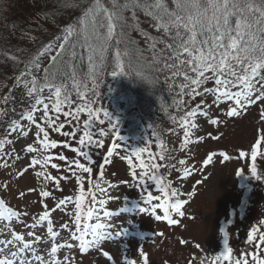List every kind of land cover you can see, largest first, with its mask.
Masks as SVG:
<instances>
[{"label":"rangeland","instance_id":"1","mask_svg":"<svg viewBox=\"0 0 264 264\" xmlns=\"http://www.w3.org/2000/svg\"><path fill=\"white\" fill-rule=\"evenodd\" d=\"M58 1H62V10H60L61 7L56 8L51 3L48 4L46 0H0V13L6 15L8 20L14 22V26L16 25L22 32L29 30L30 23H35L36 26L31 28L36 30V34H41L40 41L43 44L48 39L50 42V38L54 36L55 39L62 40V37L56 34L59 26L64 27L67 23H71L76 27L81 17L77 16L81 11L78 12V7L73 5L76 0H73L70 5L67 3L71 0ZM148 2L151 3L154 0H148ZM164 2L167 6L171 3L169 0H164ZM118 3L122 4L121 1ZM103 5L105 6V3ZM49 7H55L56 12ZM83 9L85 12L84 6ZM126 12L125 21L133 27L125 28L124 31L131 40L137 42L138 47L145 49L147 46L143 32L163 39V31L155 27V22L151 17L146 16L145 13H136L137 19L133 21L132 11ZM75 16L79 19L71 22L70 20ZM100 19L103 20V13ZM8 33H11V30L7 29L6 21L0 19V34L7 37ZM174 34L175 29L172 30V35ZM40 44L37 43L33 49L40 50L42 48ZM159 46L157 47L163 48L162 44ZM54 54L53 50L41 56V67L50 63L51 56ZM138 73L150 80V76L146 75L143 68ZM253 83L259 90L253 93L254 99L255 96L260 95V92H264V80L257 78ZM166 87L169 91L172 90L169 85L164 86L165 90ZM204 87L215 88L214 80H208L197 89L199 95H180L185 112L183 111L180 115L179 121L171 116V123L176 121L177 126L163 138L162 144L166 151V158L164 161H159L158 158L155 161L165 164L166 170L171 169L174 174L177 173V177L172 175L174 177L169 183V191L171 192V187H175L179 193L178 198L187 201L182 208L184 216H178L176 229H166L167 222L164 220L162 221L165 223H163L165 228L161 222L155 223L151 205L144 203V197L148 192L156 196L162 195L155 184L148 188L140 184L141 169L136 170L135 179L128 173L131 169L126 159L127 151L133 152L140 146L136 140L126 141L123 136L117 135L116 147L112 155L108 157L109 163L105 165L104 158L108 148L111 147L109 145L110 135L106 130V134L100 139L104 141L103 147L82 148L83 151H88L93 159V163L89 165L82 156L72 151L73 148H81V146L76 139L72 141L70 136L63 135V132H69L67 128L59 133L54 128H48L41 105L40 110L34 114L35 123L23 121L22 127L28 135L24 137L20 133H12L5 139L11 143H5L0 149V199L5 201L6 206L25 214L19 220L0 221V229H3L0 239H11V233L15 232L23 235L26 240H34V236H27V233L32 231L35 235L41 236V241L34 243L33 247L37 249V254L44 256L45 259L53 258L48 255L52 244H70V248L64 247L58 250L54 257L61 261V264H124L126 259L134 261L135 264H143L141 253L148 256L149 264H202V262L211 264L212 258L222 252L221 245L224 241L222 235L226 228L229 234V247L233 250L234 258L256 252L259 234H255L257 238L252 243L248 242L247 234L253 227L264 231V224L260 223L264 221V118L261 115L264 113V98L255 104L247 105L239 110L238 115L230 117L227 112L235 107L234 102L218 101L215 93L203 92ZM23 90V85L16 88L19 92ZM200 99L202 101L199 102ZM188 103L191 104L187 106ZM192 109H196L197 114L189 118L187 127L190 133L189 143L185 144V127L181 118ZM204 111L207 112L206 116L203 115ZM49 115L56 120V126L63 123V119L56 113L50 111ZM212 119L217 120L218 123L211 124ZM192 123L196 124L195 128L191 127ZM36 124L45 128L49 134V140H56L55 149L45 148L42 145L43 133L39 132ZM133 124L139 125V121ZM73 128H70L71 132ZM99 137L94 136L93 138L98 140ZM258 138L261 139L258 147L261 155L257 156L255 166L261 179L254 177L256 181L252 190L251 146ZM65 144L69 147L66 148ZM29 146L36 151L29 153L27 151ZM240 151H245L247 155L241 158ZM221 152L228 154L229 159L224 160L220 156ZM209 153H215V155L208 165H204L203 161ZM60 155H64L66 160H59ZM47 157L52 159L46 166L31 163L33 159L44 160ZM77 160L85 166L92 167L93 172L88 174L75 168ZM181 160L185 163L181 164ZM52 163H56L58 167L51 168ZM101 165H103L104 172L102 179L99 176ZM186 169L189 173L187 176L184 174ZM238 171L239 174H237ZM39 172H44L45 176L55 177L59 183L37 175ZM77 177L83 178L84 210L86 211L91 206L100 207L98 202L93 205L89 193L91 187L96 194L97 201L104 199L106 201L105 210L115 214L103 222L111 225L108 230L113 235L119 233L113 240L104 241L99 246L91 247L84 252L80 251L79 242L72 239V233L75 231V200L81 192V184L77 183ZM146 178L148 177L144 180ZM89 180H91V185ZM97 182L105 189L104 192L95 188ZM43 191H48L50 195L42 197ZM191 195L194 197L190 201ZM68 197L72 198L70 203L56 207L59 200ZM152 203H159V201ZM141 208H146L147 211L142 212ZM45 211L49 212L53 230L59 234L55 239L47 232L46 221L35 229L30 227ZM157 214L160 215L158 212ZM100 215L102 216V212ZM63 225H68V227L64 228ZM146 231H152V236L147 235ZM14 250L11 246L7 249L8 252ZM104 251L109 252L113 259L108 260L104 257L102 255ZM65 256L69 258L67 261L64 260ZM29 257L32 258L31 253ZM249 261H251L250 256Z\"/></svg>","mask_w":264,"mask_h":264},{"label":"snow or ice","instance_id":"2","mask_svg":"<svg viewBox=\"0 0 264 264\" xmlns=\"http://www.w3.org/2000/svg\"><path fill=\"white\" fill-rule=\"evenodd\" d=\"M175 10H169V7L164 0H154L149 3L148 0H127L126 3L119 4L117 0H111V9L104 7L101 0H94V3L87 8L83 16L79 20V28L69 25L62 36V42L59 43L58 49L55 54L51 56V62L47 67L43 68V76L38 77L34 74L40 72L41 63L40 57L45 53L53 50L52 43L45 44L36 55L24 64V69L20 71L19 75L15 77L18 85L22 84L26 90L29 98H34V103L31 105L30 111L22 115L21 119L35 123L34 114L40 110L39 106H43L44 117L47 120L48 128H54L56 132H61L65 128L64 123H59L56 126V120L53 119L49 112H54L59 116L62 114L64 117H70L72 120L79 121L81 114L87 115L83 121V135L79 137V145L81 148H73L72 151L82 156L89 165L93 163V159L88 151H83L82 148L87 146H104L103 140H96L93 138V122L98 120L100 125L105 123V119L111 121V117L107 111L103 112L104 119H100V109H94V100L87 98L89 89L87 84L80 78V71L83 61L87 59V72H85L84 79H91L93 87L97 85L98 77L103 73L105 68L106 59L112 47L116 48L115 62L116 67L123 71L124 62L127 60L129 63L132 61L141 62V66L145 72L151 76L155 73H170L169 78H183V82L179 85V95H199L197 91L208 80L213 79L215 88L204 87L203 92L215 93L217 100H227L234 102L235 107L228 110V116H235L239 114V110L249 104H255L258 100L264 98V92L255 96L253 93L259 91L253 81L257 78L264 80V0H173ZM132 10L133 21L136 20V11L143 10L146 16L152 18L155 22V27L162 30L163 33L170 37L171 42L168 43L160 37L150 36L147 32H143L147 47L142 49L137 46L135 40H131L125 28L133 27L128 24L124 18V11ZM103 13V20L100 15ZM183 13V14H182ZM106 21V24L104 23ZM106 27V32L102 33L101 28ZM175 29V34L172 35V30ZM183 29V32H181ZM164 45L163 48L157 45ZM123 45V49H121ZM146 53L150 55H146ZM6 55V53H5ZM17 61L16 56L10 58ZM18 62V61H17ZM211 74V75H209ZM113 76L117 73L114 71ZM141 75V73H137ZM30 77V78H26ZM71 80V87L75 89L76 95L81 103L76 104L73 109V101L70 99L67 81ZM239 89V90H234ZM48 90L49 96H44L43 93ZM98 95V94H96ZM54 97V101H53ZM9 98L5 97L0 103H6ZM48 102H45V101ZM183 104L182 100L177 101L179 108ZM70 110H64L65 107ZM200 107V106H198ZM5 110L0 108V119L5 115ZM197 114L196 109L187 111L186 115L182 117L184 131V143H189L188 137L190 135L187 127L189 125V118ZM203 115H207L204 111ZM264 118V113L261 114ZM11 123V131L13 133H20L26 137L28 132L25 131L20 121L13 120ZM211 124L218 123L217 120L212 119ZM40 133H43L42 145L45 148L55 149L57 147L56 140H49V134L40 124H36ZM192 128L196 127L195 123L191 124ZM77 134V129L74 128L72 132H63L65 137ZM155 134V133H154ZM99 136H104L105 132L101 128L98 133ZM5 143L11 141L0 140V149ZM261 144V139H257L251 146V158L253 165L250 168L251 174L256 179L260 180L261 176L257 174L255 161L258 155V147ZM66 148L69 145H64ZM160 148V152L153 154L147 148H139L133 150L130 157H126L131 175L133 179L136 178V169H141L140 184L145 182L144 178L148 177L151 181L155 182L161 196L153 195L148 192L144 197V203L151 205L152 215L155 216L157 221H167L169 225L178 223L173 218L172 213H176L183 217L184 212L182 208L186 205L187 201L179 199L178 190L171 187L169 193V184L163 182V178L159 175L161 165L156 161L157 157L160 161L165 160V148L162 143L156 145ZM116 147L114 144L108 148L107 155L104 158V164H108L113 149ZM27 151L33 153L36 149L31 146ZM148 153V160L143 158L144 153ZM215 153H209L207 158L203 161L204 165H208ZM247 153L240 151L239 156L245 157ZM220 156L224 160H228V154L221 152ZM132 157H135L136 163H133ZM51 157L44 160L33 159V165L46 166ZM59 160L65 161L64 155L59 156ZM181 164L185 162L180 161ZM56 163L51 164V168L56 169ZM75 168L82 170L84 173L91 174L93 168L85 166L79 160L75 162ZM99 173L100 179L103 178V165L100 166ZM151 172V175L149 173ZM75 174V173H74ZM187 176L188 170H185ZM239 174V171L237 172ZM37 175L45 176L44 172H39ZM46 179L56 180L55 177L45 176ZM82 177H77V183L81 184L80 195L75 200V231L72 233V239L79 242L81 252L88 248L97 247L102 242L113 240L118 236V232L113 235L108 229L111 225L103 222L106 218L114 216V212L105 210L106 201L99 199L92 188H89V193L93 205L97 202L99 208L95 206L88 207L85 211L84 192L82 187ZM57 184L59 183L56 180ZM91 185V180H89ZM95 188L100 192L105 189L97 182ZM50 193L43 191L42 197H48ZM72 201L71 197L59 200L56 205L57 208L64 206ZM153 201L159 203L153 204ZM142 212L147 211L146 208L140 209ZM157 210L162 212V215L157 214ZM102 212V216L100 213ZM25 215L24 213L15 211L13 208L6 206L5 201L0 199V221H12ZM47 222V232L55 239L59 234L53 230L52 221L49 219V212L45 211L39 218L30 225L35 229L43 222ZM94 221V222H92ZM264 224V221L260 222ZM67 228L68 225H63ZM3 229H0L2 234ZM258 235L259 242L256 245L257 251L234 258L232 255V248L228 245L227 233H225L224 250L212 258L211 264H264V256L259 255L261 248H264V231L259 228L253 227L247 234V240L252 243L256 240ZM28 237H35L34 240H26L23 235L11 233V239H0V264H33V261L38 264H61V261L56 260L54 257L58 250L64 247H71L70 244H52L49 256L52 259H45L44 256L37 254V249L33 247L34 243L41 241V236L35 235L34 232L29 231ZM9 246L15 250L8 252ZM31 252L32 259L26 257V253ZM108 260L113 257L109 252L102 253ZM143 257V264H149L148 256L141 253ZM249 256L251 261H249ZM69 258L64 257L67 261ZM124 264H135L134 261L126 259ZM203 264V262H202Z\"/></svg>","mask_w":264,"mask_h":264},{"label":"trees","instance_id":"3","mask_svg":"<svg viewBox=\"0 0 264 264\" xmlns=\"http://www.w3.org/2000/svg\"><path fill=\"white\" fill-rule=\"evenodd\" d=\"M46 1L48 2V4L51 3L56 8L61 7L60 10H62V1ZM76 1L74 4H72L78 7V12L81 11L79 14H77V16L81 17L84 14L83 6L87 10V8H89L94 3V0ZM118 1H121L122 4L127 2V0H117V2ZM169 1L171 2L168 6L169 10H175V4L173 3V0ZM71 2H73V0L69 1L67 5H70ZM101 2L103 4L105 3L104 7L111 9V0H101ZM55 7L49 8L56 12ZM126 11H124L123 15ZM136 13L139 14L144 12L143 10H137ZM77 16H75L70 21L72 22L76 20L78 18ZM0 19L5 20L7 29L11 30V33H8V35L10 34V36L7 35L6 37V35L0 34V101L4 100L5 97L9 98L6 103H0V108L4 109L6 113L3 118L0 119V140L5 141V139L13 133L11 131L10 122L16 120L20 121L22 125L24 121L23 119H21L22 115H24L27 111H30L31 105L34 103V98H29L25 89L21 92L16 91V88L19 85L16 83L15 77L19 75L20 71L24 69V64L29 61L32 56L38 53L39 50L36 51L33 48L36 46L37 43L42 44V42L40 41V38L42 37L40 36L41 34H36V30L34 28H31L36 26L35 23H30L29 30L22 32L18 29V27H16V25L14 26V22L8 20L9 18L6 17V15L0 13ZM104 23L106 24V21ZM69 25L72 24L67 23L64 27L59 26V29L56 34L62 37L64 35L65 29ZM79 26L80 25L78 22L76 28H79ZM101 32L105 33L106 27L101 28ZM137 32H139V30ZM181 32H183V29H181ZM162 35L163 39L166 42H171L169 36L165 35L164 33ZM50 40V42H48V39L42 45L40 44V48L43 47L45 44L52 43L54 45L53 50L55 52L58 48L59 43L62 40H59L57 38L55 39V36L54 38L51 37ZM123 47L124 46L121 45V49H123ZM146 47L147 46H145V48ZM162 47H164V45H162ZM115 52L116 48L112 47L110 53L107 56L103 73L98 77L97 85L95 86V88L93 87L91 79H84L83 74L87 72L86 58L83 61L81 68L79 69L81 74L80 78L84 80V82L87 84V88L89 89L87 93V98L90 100L94 98L95 102L93 104V108L100 109V119H104V111H107L111 117V121L105 119V123L103 125H100L98 120H94L93 137L99 136L96 133H99L102 128L105 134L106 130H108L110 135L109 145L111 146H113L115 143L117 144V142H115L117 138L116 136L120 134L126 139V141L130 140V142H133L134 140H136L137 144L140 145L136 149L144 147L147 148L149 152H152L153 154L158 153L160 152V148H158L156 145L158 143H163L164 136L168 135L177 126L176 121H172L171 123V116L176 117V119L179 121L180 115L183 113V111L185 112V110L183 109V105H181L179 108L177 107V101L181 100L179 95V85L183 82V78L180 77L176 79H171L169 78L171 74L165 72L152 74L150 76V80L145 79L144 76L137 75V73L142 69L141 62L138 61H132L131 63H129L126 60L124 62L123 71H121L116 67V62L114 59ZM12 56H16L18 62L11 60L10 58ZM48 64L49 63L41 67V70L38 73L35 72V70L33 69L34 74L38 77H42L43 68L47 67ZM114 71L117 73L116 76L112 75ZM146 75L149 74L146 72ZM173 83L175 85H173ZM71 84V80H68V91L70 93V99L73 101L74 109L75 105L81 103V101L77 97L75 89L71 87ZM165 85L170 86V88L172 89L170 90L171 92L169 91V88L167 89V87L165 90ZM43 95L47 97L50 95V93L48 92V90H45ZM46 102L48 101L46 100ZM190 104L191 103H188L187 106H189ZM64 110L67 111L70 109L66 106ZM59 117L63 119V123L65 124V130L68 129L69 132H71V127L77 129L76 136H70L69 138H71L72 141L73 139L79 141V137L83 135V121L87 118V115L82 113L79 121L72 120L70 117H64L62 114H60ZM136 121H139V125L133 124ZM101 137L102 136H100L98 140H100ZM87 147L93 149L95 146ZM127 152L128 157H130L132 151ZM143 158L146 161L148 160L147 152L143 154ZM132 159L133 163H136L135 158L132 157ZM160 165L161 171L159 175L162 176L164 183L168 184V182L173 179L174 176H177V173L174 174L171 169L166 170L164 167L166 166L165 164L161 163ZM136 170H139V168H137ZM128 173L131 174V172ZM251 181L253 190L255 187L256 179L252 177ZM153 184H155L154 181H151L150 179L146 178L145 182L141 185L143 187L148 188L151 187ZM258 254L263 255L264 248H262Z\"/></svg>","mask_w":264,"mask_h":264},{"label":"bare ground","instance_id":"4","mask_svg":"<svg viewBox=\"0 0 264 264\" xmlns=\"http://www.w3.org/2000/svg\"><path fill=\"white\" fill-rule=\"evenodd\" d=\"M29 253H31V252H29ZM29 253H26V257H27L28 259H32V258L29 257ZM17 264H18V262H17ZM33 264H38V262L33 261Z\"/></svg>","mask_w":264,"mask_h":264}]
</instances>
